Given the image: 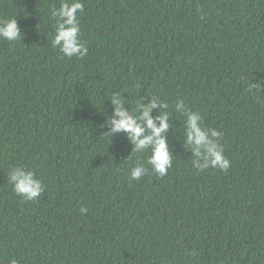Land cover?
<instances>
[{"label": "trees", "instance_id": "trees-1", "mask_svg": "<svg viewBox=\"0 0 264 264\" xmlns=\"http://www.w3.org/2000/svg\"><path fill=\"white\" fill-rule=\"evenodd\" d=\"M60 3L0 0L21 29L0 38V264H264V0H83L82 59L52 47ZM153 95L172 167L130 181L150 152L105 135L111 98ZM178 100L222 132L227 170L193 167ZM17 165L38 199L12 190Z\"/></svg>", "mask_w": 264, "mask_h": 264}, {"label": "clouds", "instance_id": "clouds-1", "mask_svg": "<svg viewBox=\"0 0 264 264\" xmlns=\"http://www.w3.org/2000/svg\"><path fill=\"white\" fill-rule=\"evenodd\" d=\"M84 10L83 0H61L58 8H53L50 15L54 18V36L52 47L58 48L66 57L84 58L88 55V47L81 39V25L78 13ZM0 38L14 41L21 38V29L16 19L0 21ZM251 87L259 88L258 84ZM114 115L107 123L110 124V132L105 134L111 136L117 132L126 133L129 141L133 144L131 154L150 152L144 163H136L131 167L129 180H140L148 172L158 174L159 177L167 175L172 167L173 154L169 149L167 131L169 123V103L157 95H153L149 102L148 97L137 99L135 106L125 109L123 96H112ZM158 108V114L154 117L151 112ZM173 108L184 118V143L191 150L194 157L192 164L197 170H206L210 167L221 171L230 167V161L224 154L223 145L219 139L222 132L212 127L203 126L198 111L192 110L183 100L174 103ZM148 165L149 167L145 166ZM8 181L12 190L26 201L38 199L45 190V185L37 178L36 173L27 167L14 166L10 168ZM86 206L80 208L82 214L87 213ZM10 264H18L11 260Z\"/></svg>", "mask_w": 264, "mask_h": 264}]
</instances>
